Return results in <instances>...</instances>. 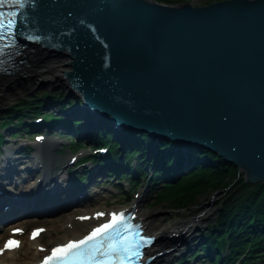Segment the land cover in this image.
Here are the masks:
<instances>
[{
	"label": "water",
	"instance_id": "1",
	"mask_svg": "<svg viewBox=\"0 0 264 264\" xmlns=\"http://www.w3.org/2000/svg\"><path fill=\"white\" fill-rule=\"evenodd\" d=\"M22 12V47L68 57L51 91L79 97L93 126L202 147L264 183V0H26Z\"/></svg>",
	"mask_w": 264,
	"mask_h": 264
},
{
	"label": "trees",
	"instance_id": "2",
	"mask_svg": "<svg viewBox=\"0 0 264 264\" xmlns=\"http://www.w3.org/2000/svg\"><path fill=\"white\" fill-rule=\"evenodd\" d=\"M45 90V89H44ZM41 91L38 94L23 95L16 99L13 104H9L2 110L0 116V126L11 124L15 128L27 131L29 125H24L22 115L32 113L40 109L42 99L41 94L47 95L49 101L56 103V109L66 111L67 105H72L71 99L59 102L62 98V91L48 92ZM25 94V93H24ZM80 101V100H78ZM77 101V103H78ZM49 120L64 119L61 115L47 114ZM94 140L109 142L111 133L103 128L93 130ZM119 136L123 150L116 148L119 142L113 141L108 153V161H99L102 166L122 165V169L131 167V159L135 160V169L150 176L148 181L153 190L157 187V182L171 175L179 177L175 182L167 179L162 181L157 193L156 201H164L167 206H172V210H183L191 207L200 196H206L215 190H225L233 187L236 192L227 203L223 199L220 209L217 211L215 219L202 232L201 240L196 245L193 256L199 253V257L210 253L213 256L211 264H230L238 260L239 264H264V183L257 182L249 184L243 182L242 173L236 170L233 164L225 162L216 153H212L202 147L176 144L170 140L156 142L146 133H135L131 129H122ZM0 141L2 138L0 136ZM153 151L154 154L149 159L146 158V151ZM122 152L124 162L118 161V155ZM155 158V159H153ZM185 161V170L180 168ZM102 168L103 171L112 173ZM130 175V173H128ZM161 174V176H160ZM170 186V187H169ZM232 201V202H231ZM163 203V202H162ZM226 246L227 252L222 263H219V253L222 247ZM184 261V257L180 260ZM179 263V262H178Z\"/></svg>",
	"mask_w": 264,
	"mask_h": 264
},
{
	"label": "bare ground",
	"instance_id": "3",
	"mask_svg": "<svg viewBox=\"0 0 264 264\" xmlns=\"http://www.w3.org/2000/svg\"><path fill=\"white\" fill-rule=\"evenodd\" d=\"M26 1L22 0L18 2V7L23 5ZM24 61L23 63L20 64V67L16 70H13L12 72L8 74H0V104L5 102L11 95H13L16 90L20 89L23 84H21V81L23 80V76L21 74H27L28 72H31L32 76L25 77L26 82L30 84L31 79L33 78V75H35L37 68H39V63L41 68H47L52 69L55 65L56 71L61 72L63 69H66V61L68 57L65 55H54L53 53H50L47 50L43 49H32L27 51L26 53L23 54ZM30 64V67H28ZM27 67V68H26ZM55 70V69H54ZM49 71V70H48ZM25 76V75H24ZM47 76H42L41 79H46ZM52 80H48L50 82H53L56 78L54 76H51ZM54 83V82H53ZM33 84V83H32ZM28 86V85H27ZM45 91V90H44ZM42 93V91H41ZM27 93H22L18 98H21V96L26 95ZM27 95L31 96L33 95L28 93ZM45 94H41L40 96H43ZM13 97V96H12ZM9 102V101H8ZM68 107H65L67 117L69 118H79L82 120V127L81 129V137H88L93 133V130H97L100 128H91L92 123H90L91 119L93 116H95L92 112L89 111V109L86 108V106H82L80 108L74 109L72 112H67ZM86 120L90 121L89 123H86ZM121 138V137H120ZM54 143L50 141V143H45L42 146H37L35 153L38 152L40 156L36 160L37 163H40L41 166L44 168L46 171V176L47 177H52L54 173L52 172V163L55 161L54 154L52 153V146ZM43 157L45 158L43 160ZM5 174L4 172L0 173V178L3 180L5 179ZM175 181H172V183ZM170 187V186H169ZM63 191V189H61ZM97 195L94 196L93 198L89 199L90 202L85 203L86 201L80 196V194H76L73 196V193H71L70 197L67 199L69 201L77 202L78 200L83 201V204H74L69 207V209H72L75 211L73 214H69L68 211L64 212L65 210H61L60 212L56 214H60L63 212L62 216H66L64 221L58 225L60 220L62 219L61 216L57 217H39L36 218L35 221H42L46 220L49 221L51 224L50 226L52 227L50 231L52 234L55 233L56 238H49L47 240H41V235H39L36 239L28 240L26 241V244L23 245L21 243V246L18 249H15L13 251H3L0 255V263H7V264H30L33 261H36L38 259L39 255L41 254L40 252L37 251L38 246L44 247L45 250L49 246H51L54 243L62 242L68 240L70 237H77L81 235L87 227L93 225L94 223H97L98 221L102 220V217H95L93 215V211L98 209V203L100 201H94L96 199ZM158 198V196H157ZM155 199H153L151 202H154ZM165 203V202H163ZM86 207H90L89 210H80ZM71 210V211H72ZM78 211V212H76ZM80 211V212H79ZM99 212H102L99 210ZM137 217L139 220H141V223L144 225L145 231L149 234H155L157 236V240L151 245L150 248H156L158 250H164L167 247L171 246V251L168 253H164L162 255V258H166L168 254H170L172 251H176L179 247L177 245L180 244L182 238H185V240H188L187 238L192 234L193 228L198 223L201 219L202 216L200 217H192L191 219H187L185 221H179L175 222L174 224H163L161 223V220L163 216L159 212L155 211H143L140 209H137ZM83 213L84 215L88 214L87 220L80 219V217H77L78 214ZM105 213V212H103ZM55 214V215H56ZM53 218H56L55 220ZM23 222L25 225L28 222H31L27 218H20L17 223ZM23 228L21 230L23 231ZM168 229H171L169 232H176L177 234L172 235L170 237V242L166 240L165 242L168 243L166 245H161L162 240L160 237L162 236V233ZM50 232V233H51ZM45 233H49L45 231ZM51 234V235H52ZM194 239V238H193ZM188 240L186 245L189 246L190 242L193 240ZM27 248V249H24ZM17 251V252H16Z\"/></svg>",
	"mask_w": 264,
	"mask_h": 264
},
{
	"label": "rangeland",
	"instance_id": "4",
	"mask_svg": "<svg viewBox=\"0 0 264 264\" xmlns=\"http://www.w3.org/2000/svg\"><path fill=\"white\" fill-rule=\"evenodd\" d=\"M153 1L158 2V3L167 4V5H175V4L184 2V3H189L191 5H194V6H200V5H206V4L210 3V2H215V1H219V0H153ZM53 54L55 55L56 53H53ZM40 64L41 63H39V65H38L39 68H37V71H36L35 75H33V78H35V79H31L30 84L28 82H26L25 77L30 76L32 73L31 72H28L27 74H24L25 76L23 74H21L23 76V80L21 81V84H23V85H22V87L20 89H18L15 92H13L14 94L11 95L5 102H3V103L0 104V116H2L4 114L2 112V110L5 109L8 104H10L14 100H16V98L19 97L22 93L38 94L40 91H43L44 89H46L49 92L62 91L63 92L62 95L64 96V90L62 88L51 91L53 88L57 87L60 84L59 77L61 76L60 75L61 72L56 71L55 65H53L54 67H52V69H48L49 70L48 71L47 68H44V67L41 68ZM28 67H30V64H29ZM66 68H68V67H66ZM42 76L43 77L44 76H47L45 78H48V80H50V81L52 80L51 79L52 78L51 76H54L56 79L53 81L54 82L53 83V82H50V81H48L46 79H41ZM61 99H60V101L61 102H64V103L67 101L66 99H71L73 101L72 104H74V106H77L78 105L77 101L80 98L79 97L67 96V98H65L64 100H61ZM72 108H69L68 107L67 108V110H68L67 112H72L74 110ZM53 109H54V107L52 106L50 108V110H53ZM40 111H41V113L42 112H47L46 110H44L42 108H41ZM28 117L29 118L30 117H33V115L31 113H29V116ZM94 117L96 119V116H93V118L90 121H92L94 119ZM22 118L26 120L27 115H22ZM60 120L68 121V120H64V119H60ZM76 126H78V124ZM8 129H12V125H8V126H6L4 128H0V136L1 137H4V139L6 138L7 140L11 139L6 144H8V145L9 144H12V145L17 146L19 142H21V143L24 142L25 137H26L25 134H23L22 132H20L18 135H14L13 137H7L8 132H6V130H8ZM79 131H80V129L76 128V130L74 132H79ZM60 135L64 136V134H60ZM48 142H49V140H48ZM60 147H62L63 151L66 152V148H65L66 147V144L60 145ZM55 152H61V150L58 149ZM54 157H55V161H53L52 167L54 165H56V164H60V162H61L58 156L54 155ZM18 162L22 166H25L27 164L26 161L24 162V159L23 158H20L18 160ZM52 170H54V168ZM107 170H110V169H107ZM180 170H181V168H180ZM106 172L107 171H100V172H98V174H96V177L94 178V181L92 182V185L93 186H97L98 183L101 184L97 188H101L102 186H104L103 184L108 185L110 182L109 181H106V180L110 179V176H107L106 175L107 174ZM54 173L60 179H63V180H60V181H58L56 183L57 188L55 190V198H59V196L60 197L62 196V194H61L60 191H61V189H63V186L68 182L71 173L70 172L65 173V171L63 169H60V168L54 170ZM16 174H18V173H16ZM28 177H33V175L31 173H29L28 174ZM177 179L179 180L180 179V176L179 177H172L170 175V178L167 179V180L169 182L170 181L172 182V181H178ZM20 184L21 185H25V182L22 181V182H20ZM161 184H162L161 181H158L157 182V187L154 190H153V188H151L149 190V192L147 193V196H143L142 197V200L140 201V206H139V209L140 210L159 212L161 214V216H163V218L161 220V223L168 224V225L169 224L172 225L175 222H179V221H185L187 219H191L192 217L197 218V217L202 216L201 219H200V221L198 223H196V225L194 226V228H193L194 230H193L192 234H190V236L187 238L188 240H191V239L194 238L190 242L189 246L186 245V243H187L188 240H185V238H182L183 241H181L180 244L177 245L179 248L176 251H172L170 254H168L166 256V259H171L172 260L174 257H176L178 255H188L190 253V251L192 250V245L191 244L194 243L199 238V236L201 234V230L206 226V224L208 223L209 220H214L215 219V216L217 214V213L215 214V210H216V207L218 206V204H221L223 202V199L226 200L227 195H229V197L226 200V202H224V203L229 202L231 200V196H234L236 194V192H234V190H232L233 187H228L225 190H219L218 189V190H215L211 194V198H207L208 196L207 197H204L205 195L198 197L196 199L195 204L192 207H190V208H186V209H183V210H172V209H170V207H172V206H167L166 203H162L165 200L164 201L159 200V201H156V202H151L153 199H156L157 200V193L160 192L159 190L162 189V188H159V186ZM115 187L116 186H113V184H111V188L112 189H114ZM139 188H140V182L137 180V182H135L134 184L133 183L131 184L128 197H122V196H120V194H115L114 197L107 198V196L109 194H106V192H102V194H104L106 196H103L102 198H100V196H98L97 201H100L98 203V209L94 210L93 212H95L97 210H104L105 208L115 207V206L120 205V204L121 205H128L130 203V201H132L134 199V197L136 196V193H137V191H138ZM64 197H66V195H64ZM81 204H83V203H81ZM89 209H90V207H86V208H83V209H80V210H83L84 211V210H89ZM71 210L72 209H69L68 208L64 212H67L68 211L69 214H73L75 211H73V210L71 211ZM76 212H78V211H76ZM95 213H93V215H96ZM62 214H63V212L60 213V214H56V215H52V216H47V217H57V216H61L62 219L58 223V225H59L66 218V216H62ZM86 215L88 217V214H86ZM77 217H80V218L81 217H84V214L83 213H80V214L77 215ZM53 219L55 220L56 218H53ZM34 224H39V225L44 226L45 229H46V231L49 232V233H45L44 232V234L41 236V238H42L41 240H47L48 237L49 238H53V239L56 238L55 237V233L52 234V232L50 231V229L52 227L50 226L51 223L49 221L42 220V221L30 222L29 224H26L25 225L26 226V230L28 229L29 226L34 225ZM25 241L26 240L24 239V242H23L24 245L26 244ZM162 243H164V242H162ZM24 249H27V248H24ZM225 251H226V246L222 247L221 253H224ZM191 260L192 261H195V259H191ZM185 264H188V263H185ZM200 264H208V263H205L204 262V263H200ZM255 264H259V262L256 261ZM261 264H262V262H261Z\"/></svg>",
	"mask_w": 264,
	"mask_h": 264
},
{
	"label": "snow or ice",
	"instance_id": "5",
	"mask_svg": "<svg viewBox=\"0 0 264 264\" xmlns=\"http://www.w3.org/2000/svg\"><path fill=\"white\" fill-rule=\"evenodd\" d=\"M8 0H0V7H2ZM18 3L19 0H16ZM5 13L0 12V40L5 39V37L14 36V28L16 21L13 18L5 19ZM16 13H8L7 16L15 17ZM12 43H15L14 39ZM3 52V48H0V53ZM98 217L105 215L104 213H97ZM80 219H87V217H81ZM125 221L124 213H112L111 219L101 224L99 227L93 229L88 235L84 236L79 240H71L66 244L59 245L54 247L51 250V254L46 256L41 264H50L51 261L59 259L62 261H68L73 258H86L90 261H94V264H110L113 260H119L120 264H123L124 257L119 255V253L124 252L130 256H139L140 253L129 251L126 246L128 236L119 235L123 230H126L132 227L130 224L124 223L123 228L118 227L122 222ZM22 231L21 229H13V233ZM43 229H36L32 233V239L41 232ZM104 236L107 241H97L98 237ZM114 236H119V239H115ZM97 241L96 243H91ZM20 241L15 239H9L5 242L4 247L0 248V252L5 249H12L19 247ZM84 246H88L84 248ZM85 252L87 256L85 257ZM97 253L102 257V259H95ZM112 253H117L116 256H112Z\"/></svg>",
	"mask_w": 264,
	"mask_h": 264
}]
</instances>
